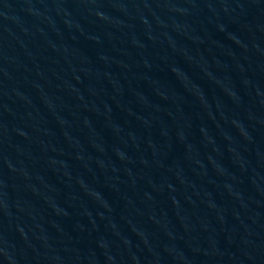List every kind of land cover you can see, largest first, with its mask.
<instances>
[{
  "label": "water",
  "instance_id": "95a60500",
  "mask_svg": "<svg viewBox=\"0 0 264 264\" xmlns=\"http://www.w3.org/2000/svg\"><path fill=\"white\" fill-rule=\"evenodd\" d=\"M0 264H264V0H0Z\"/></svg>",
  "mask_w": 264,
  "mask_h": 264
}]
</instances>
